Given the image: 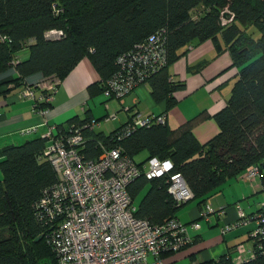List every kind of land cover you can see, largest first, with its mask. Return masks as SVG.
Instances as JSON below:
<instances>
[{
	"label": "trees",
	"instance_id": "16d2710c",
	"mask_svg": "<svg viewBox=\"0 0 264 264\" xmlns=\"http://www.w3.org/2000/svg\"><path fill=\"white\" fill-rule=\"evenodd\" d=\"M152 37L159 40V58L143 69L135 62L136 51ZM207 41L218 53L229 52L239 79L226 107L214 116L219 134L206 145L193 136L194 127L208 118L205 112L177 130L157 122L166 118L162 113L149 116L147 127L135 126L131 116L107 134L97 125L109 116L96 118L89 111L56 128L57 137L81 129L82 149L90 161L115 147L130 158L147 151L151 157L170 159L173 173L181 174L200 205L251 166L264 180V0H0V74L25 49L28 59L13 65L17 82L35 75L62 82L87 57L100 78L89 90L92 97L111 90L115 80H130L124 93L148 84L155 101L172 108L175 93L186 84L173 79L170 67L187 47ZM104 96L106 102L118 97ZM40 106L52 109L51 104ZM48 140L44 134L0 149V264H58L43 234L55 220L41 216L38 207L59 180L45 156ZM146 183L150 190L141 198L138 217L160 224L183 207L168 194L166 178L138 180L129 188L133 199ZM257 213L247 215L253 219L251 242ZM256 255L252 264H264V255ZM206 264L234 263L225 256Z\"/></svg>",
	"mask_w": 264,
	"mask_h": 264
},
{
	"label": "built area",
	"instance_id": "2783aa9c",
	"mask_svg": "<svg viewBox=\"0 0 264 264\" xmlns=\"http://www.w3.org/2000/svg\"><path fill=\"white\" fill-rule=\"evenodd\" d=\"M158 43L159 40L152 37L148 43L137 48L135 62L143 69L159 58ZM129 82L115 80L111 90L104 95L110 97L112 93H117L116 99L124 100L133 92L123 91ZM56 92L55 86L49 89L50 96ZM46 102L50 104L52 98L48 97ZM44 110L41 112L44 116L50 113ZM33 111H36V106ZM134 116L135 126L147 127L151 124L149 116L140 113ZM116 118L117 115L112 114L108 120ZM165 121L164 116L157 118L161 124ZM45 137L49 138L45 156L56 168L59 180L44 194L38 207L41 216L50 215L55 220L44 237L59 264H167L165 256L177 254L193 242L188 229L197 231L199 223L187 226L176 215L169 216L160 224L140 218L129 191L142 178L147 181L166 178L168 194L178 207L192 201L195 198L192 190L181 174L173 173L175 166L170 159L149 157L140 164L135 157L130 158L122 149L115 147L103 150L99 159L90 161L82 149L81 129H76L69 137H57L56 130H50ZM245 176L249 181L263 178L262 172L254 166L245 171ZM261 207L262 212L254 217L258 227L250 235L254 244L248 253L263 256L264 203ZM221 211L223 215L224 210ZM213 213L215 210L207 206L203 218L208 219ZM251 221L252 217L239 208V220L226 223L222 232L229 234ZM235 264L250 262L238 260Z\"/></svg>",
	"mask_w": 264,
	"mask_h": 264
},
{
	"label": "crops",
	"instance_id": "0c3cea01",
	"mask_svg": "<svg viewBox=\"0 0 264 264\" xmlns=\"http://www.w3.org/2000/svg\"><path fill=\"white\" fill-rule=\"evenodd\" d=\"M185 51L186 54L170 67V74L173 79L176 82L181 81L186 84L185 90L175 93L177 103L174 107L167 108L166 102L155 101L148 84L140 86L122 101H113H119L120 105L128 107L127 109H133L134 112L143 114L145 117L165 113L166 124L172 130L181 128L205 112L208 118L194 127L193 136L199 144L206 145L219 134V127L214 116L226 107L232 89L239 79V70L234 65L229 52L225 50L218 53L212 41L189 46ZM28 57V49L19 52L14 57L13 65L28 59ZM13 65L12 68L0 74V149L8 145L24 143L35 136L42 137L50 130L54 132L59 125H66L76 118L82 119L87 111L95 115L96 118L112 115L109 105L107 106L109 110L99 109L98 112L100 113L97 114V109L91 104L99 95L92 97L89 90L96 86L95 84L99 82L100 78L89 58H84L63 80L55 100L51 104L52 109H46L51 113L47 117L33 113L34 107L39 103L40 95L43 93L41 89L36 88L43 77L35 75L22 82H17L19 74ZM30 86L31 92H34L33 97H25L23 92ZM113 114H116L118 118V112L114 110ZM129 116L128 114L124 120L120 119L117 127L124 124L130 118ZM104 120L109 122L107 117ZM101 125L99 123L97 127ZM100 128L103 130L104 127ZM149 157H151L149 152L142 151L135 159L143 164ZM262 183V180L259 179L247 180L245 172H243L237 178L228 180L227 183L208 195L203 205H200L199 201L186 203L176 212L177 219L187 226L197 222L200 224V228L197 231L189 228L188 233L193 242L177 254L165 256V263L179 264L182 261L185 264H206L220 261L225 256L229 257L228 255H230L229 258H235L234 246L236 244L231 242L239 237H244L243 242H246V235H248L252 223L236 228L226 235L222 232L223 228L226 223L238 219V207L248 216L259 211L260 206L258 209L254 207L255 204H251L249 207L244 205L252 196L262 192ZM147 184L142 188L140 196L133 199L134 207L138 211L142 196L150 190V185L146 186ZM232 185L234 187L229 192L223 193L227 187ZM232 191L235 195L234 199L237 201L228 203L231 201ZM248 192H251L252 195L247 196ZM220 200L221 202L214 209L213 202ZM224 203L225 205H223ZM206 206L215 210V213L210 214L208 219L203 218V211ZM221 210H225L223 215Z\"/></svg>",
	"mask_w": 264,
	"mask_h": 264
},
{
	"label": "rangeland",
	"instance_id": "374dc122",
	"mask_svg": "<svg viewBox=\"0 0 264 264\" xmlns=\"http://www.w3.org/2000/svg\"><path fill=\"white\" fill-rule=\"evenodd\" d=\"M253 33L254 32H256V30H253L252 31ZM255 34V33H254ZM100 81V80H99ZM63 82V81H62ZM62 82H53L52 81V79H47V78H42L41 79V81L40 82H38V86L36 87V88H39V89H41L42 90V94L40 95V101L41 102H39V104L36 106V111H33V113L35 114V115H42V116H44L41 112L42 111H45L43 108H42V106H40V104L41 103H45V105L47 106V105H49L47 102H46V100H47V98L48 97H50V98H52V102L51 103H53L54 102V100H55V96H56V94L55 95H53V96H50L49 95V89H51V87L52 86H55V87H60V85H61V83ZM100 83V82H99ZM98 83V84H99ZM97 84V83H96ZM34 93V92H33ZM33 93L31 92V86L30 87H27L26 88V90L23 92V95H25V97H33ZM57 93V92H56ZM95 94H99L98 92H96ZM38 95V94H37ZM114 100H117V99H114ZM92 105H93V107L95 108V109H97V114H99L100 112H98V110L100 109V110H103V108H105L106 109V111L107 110H109L110 109V112H111V114H113L114 113V110H115V112H118V118H117V122L115 121V120H109V122L107 121V120H103L102 122H101V126L100 127H104L103 128V131H105L107 134L108 133H110V132H112L114 129H116L117 128V126L119 125V123H120V119H125V118H127L128 117V114L130 115L129 117H131V116H133V118L135 117L134 115H135V113L136 112H134V110L133 109H127L128 107H124L123 105H120L119 104V101H113L112 100V98L109 100V101H107L106 102V98H105V96L103 95V94H100V96L98 97V98H96L95 99V101L93 100V102L91 103ZM34 105H35V103H34ZM109 105V109H108V106ZM128 113H127V112ZM113 112V113H112ZM129 112H131V113H129ZM49 114H51V113H48V115ZM44 117H47V115L46 116H44ZM133 118H131V122H134V119ZM108 122V123H107ZM100 127H98V128H100ZM101 129V128H100ZM20 136V135H19ZM18 136V137H19ZM52 166L54 167V165H53V163H52ZM54 170L56 171V168L54 167ZM1 172V171H0ZM59 177V176H58ZM260 180V178H257V180ZM264 181V180H263ZM262 181V182H263ZM234 187V185H232V186H230V187H227L224 191H223V193H226V192H229L232 188ZM261 187H262V192H259L258 194H256L255 196H252V198H250V200H247V202H246V204L244 205V206H247V207H249L251 204H255L256 206H254L255 208H258L259 209V206L261 207V205L264 203V184L262 183L261 184ZM249 191V190H248ZM223 193H221V194H223ZM252 195V193L251 192H248V194H247V196H251ZM234 192L232 191V193H231V195H230V199H231V201H228V203H232L234 200H236V199H234ZM217 198V196L215 197V199ZM252 199V200H251ZM223 201V200H222ZM237 201V200H236ZM221 202V200L219 201V202H213V207H214V209H215V207H216V205L218 204V203H220ZM223 205H225V203L223 204ZM207 207V206H206ZM254 208V209H255ZM253 210V209H252ZM224 213H225V210H224ZM256 213H254V215H255ZM253 215V216H254ZM209 217H210V215H209ZM249 224H251V223H249ZM248 224V225H249ZM46 232H47V230L43 233L44 235L46 234ZM43 235V236H44ZM246 237H247V241L246 242H243L244 241V237H239L237 240H233V242H231L232 244L233 243H235L236 245L234 246V250H235V252H237L238 250H236V249H239V247H240V245H241V248H243V249H245V252H249L250 251V249H252L253 248V244H252V242L249 240V238H248V235H246ZM222 241H224L223 239H222ZM243 242V243H242ZM238 243V244H237ZM56 257V256H55ZM57 259V258H56ZM58 261V260H57ZM59 264V263H58ZM179 264H185V262H182V261H180L179 262ZM250 264H252V263H250Z\"/></svg>",
	"mask_w": 264,
	"mask_h": 264
},
{
	"label": "bare ground",
	"instance_id": "6f19581e",
	"mask_svg": "<svg viewBox=\"0 0 264 264\" xmlns=\"http://www.w3.org/2000/svg\"><path fill=\"white\" fill-rule=\"evenodd\" d=\"M50 104H52V103H50ZM206 208L207 207H205V210H206ZM204 210V211H205ZM241 246V245H240ZM236 250H238L237 252H236V256H235V258H230L232 261H233V263L235 264L236 263V261H238V260H246L247 262H250V263H252V262H254L256 259H257V255H256V253L255 254H250V253H248V252H245V249H243V248H241V249H236Z\"/></svg>",
	"mask_w": 264,
	"mask_h": 264
},
{
	"label": "clouds",
	"instance_id": "9594fccd",
	"mask_svg": "<svg viewBox=\"0 0 264 264\" xmlns=\"http://www.w3.org/2000/svg\"><path fill=\"white\" fill-rule=\"evenodd\" d=\"M14 64H16V63H14ZM193 200H194V199H193ZM193 200H192V201H193ZM190 202H191V201H190ZM184 205H185V204H183V206H184Z\"/></svg>",
	"mask_w": 264,
	"mask_h": 264
}]
</instances>
